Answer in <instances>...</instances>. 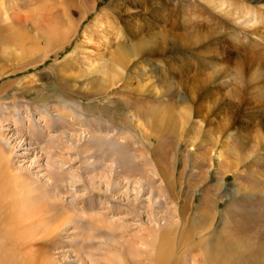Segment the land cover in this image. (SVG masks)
Instances as JSON below:
<instances>
[{
    "label": "rangeland",
    "instance_id": "374dc122",
    "mask_svg": "<svg viewBox=\"0 0 264 264\" xmlns=\"http://www.w3.org/2000/svg\"><path fill=\"white\" fill-rule=\"evenodd\" d=\"M3 189L0 264L264 249V0H0Z\"/></svg>",
    "mask_w": 264,
    "mask_h": 264
},
{
    "label": "bare ground",
    "instance_id": "6f19581e",
    "mask_svg": "<svg viewBox=\"0 0 264 264\" xmlns=\"http://www.w3.org/2000/svg\"><path fill=\"white\" fill-rule=\"evenodd\" d=\"M213 1V0H210ZM215 3L216 6H218L220 9H222V7L225 6L226 2L224 1H215L213 2ZM227 5V4H226ZM234 9V8H233ZM235 10L237 12H239V10L237 8H235ZM248 13V11H246ZM227 13V12H226ZM243 14V13H242ZM249 15V14H248ZM233 17L236 20H240V17L237 15H233ZM249 17V16H248ZM247 19V16L242 17V22L245 21ZM131 49V48H130ZM150 49V48H149ZM207 82V81H206ZM210 82V81H209ZM228 101V100H227ZM164 108H153L151 110L150 116H152L155 119V124L157 126H161V123L163 121H165L164 119L167 117L165 116V113L168 111H163ZM148 114V112H147ZM149 115V114H148ZM169 115V114H168ZM168 120V119H167ZM166 120V121H167ZM174 120V119H173ZM165 121V122H166ZM163 124V123H162ZM166 124V123H164ZM162 127V126H161ZM15 190V189H14ZM16 191V190H15ZM30 191V190H29ZM6 193H10L12 194L9 190L3 189L0 191V204L3 200H5V198L2 197V194L6 197ZM20 194V193H19ZM27 194V193H25ZM20 197V196H19ZM22 198V197H21ZM25 200V199H24ZM28 200V199H27ZM14 203H12V202ZM16 198H14L13 200H8L6 202H4L2 204V206L0 207V224L2 222H6L7 226H9V230L8 233H20L23 229V219L26 218L21 215V213L17 212L18 215H14L13 217H11L10 212H9V207L12 204H16ZM29 201V200H28ZM29 204V203H27ZM18 206H16V209ZM208 209V208H207ZM34 211V210H33ZM33 211L30 210V212L28 211V215L27 218H31L29 215H35L36 213H34ZM13 212V211H12ZM25 212H27L25 210ZM14 213V212H13ZM16 213V212H15ZM12 214V213H11ZM38 214V213H37ZM24 219L25 220H27ZM35 218V217H34ZM43 222V221H42ZM32 223V221H31ZM25 225V224H24ZM39 225V224H37ZM1 226V225H0ZM29 226V225H28ZM36 226V225H35ZM2 228L4 226H1ZM0 227V228H1ZM242 227V226H241ZM240 227V228H241ZM1 228V229H2ZM38 228V227H37ZM41 228V227H40ZM36 229V228H35ZM34 229V230H35ZM33 230V231H34ZM242 230V229H241ZM244 230V229H243ZM2 231V230H1ZM30 231V230H29ZM32 232V231H30ZM167 232V231H166ZM166 232L165 230H163V232L161 233V238H157L159 240V242L156 244L158 245L157 247V253L152 255L154 260L152 262H150L151 260H149L150 263L153 264V262L155 264H159V262L161 263L164 256L168 253V247H169V243H168V239L166 238ZM44 233V232H43ZM154 234H157V232H155ZM9 235V234H8ZM46 235V234H45ZM158 235V234H157ZM226 238H224L223 243L221 244V246L219 245L218 248H216V250H214L213 252H209L207 254V251L204 252V254L202 255V259L206 261V264H262L264 262V249L262 248V246H257L253 247L249 244H243L240 240H238L237 238H235L233 235H229ZM34 236V235H33ZM156 237V236H155ZM25 238V237H22ZM146 239V237H145ZM142 240V239H141ZM156 240V239H155ZM221 240V239H220ZM143 241V240H142ZM141 241V242H142ZM151 241V240H150ZM243 241V239H242ZM144 242V241H143ZM153 242V241H152ZM25 243V242H24ZM148 243V241H147ZM150 243V242H149ZM148 243V244H149ZM154 243V242H153ZM152 243V244H153ZM242 243V244H241ZM248 243V242H247ZM259 243V242H257ZM220 244V243H219ZM147 246V245H146ZM148 248V247H147ZM155 248V247H154ZM156 249V248H155ZM146 251V250H145ZM147 252V251H146ZM153 253V252H152ZM202 253V252H201ZM141 254V253H140ZM146 254V253H145ZM144 254V255H145ZM147 255V254H146ZM145 255L146 258L149 259V257H147ZM142 256V255H141ZM151 256V255H150ZM137 258V257H135ZM142 258V257H141ZM138 259V258H137ZM145 259V258H144ZM165 259V258H164ZM131 260V259H130ZM146 260V259H145ZM137 261V260H134ZM119 262V261H118ZM139 262V261H138ZM164 262V261H163ZM124 264H127L129 262H127L126 260H123ZM135 263V262H134ZM130 264H132V262L130 261ZM137 264V262H136ZM141 264V263H140ZM144 264V263H143ZM163 264V263H162Z\"/></svg>",
    "mask_w": 264,
    "mask_h": 264
}]
</instances>
